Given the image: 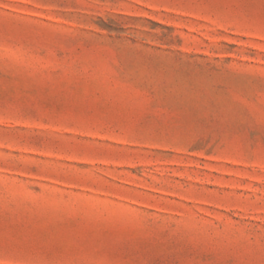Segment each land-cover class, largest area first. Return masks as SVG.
Instances as JSON below:
<instances>
[{
  "label": "rangeland",
  "instance_id": "rangeland-1",
  "mask_svg": "<svg viewBox=\"0 0 264 264\" xmlns=\"http://www.w3.org/2000/svg\"><path fill=\"white\" fill-rule=\"evenodd\" d=\"M0 264H264V0H0Z\"/></svg>",
  "mask_w": 264,
  "mask_h": 264
}]
</instances>
